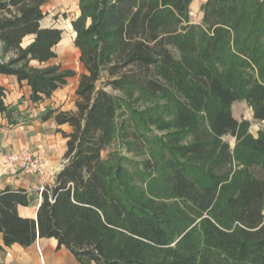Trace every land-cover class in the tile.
<instances>
[{"label":"trees","instance_id":"16d2710c","mask_svg":"<svg viewBox=\"0 0 264 264\" xmlns=\"http://www.w3.org/2000/svg\"><path fill=\"white\" fill-rule=\"evenodd\" d=\"M47 2L0 0V75L35 104L77 76L46 66L63 36L42 26ZM193 2L79 0L75 111L43 118L71 128L67 164L35 219L26 190L0 192V255L55 239L81 264H264V129L233 114L245 102L264 122V0H207L200 23ZM118 140L149 155L137 171L103 158Z\"/></svg>","mask_w":264,"mask_h":264},{"label":"crops","instance_id":"0c3cea01","mask_svg":"<svg viewBox=\"0 0 264 264\" xmlns=\"http://www.w3.org/2000/svg\"><path fill=\"white\" fill-rule=\"evenodd\" d=\"M33 64L37 65L36 62ZM78 84L76 76L69 80L67 87L56 91L51 99L35 104L31 101V88L26 83L21 85L14 76L0 75V86L6 91V104L10 107L8 113H0V192L6 189L27 191L31 205L19 208L24 218H36L42 202L40 189L52 187L56 176L67 164L66 140L57 131L69 132L71 128L58 126L53 119L44 121L43 118L51 109L75 111ZM255 125V129L254 125L251 126L250 132L257 137L259 131L264 129V122H256ZM14 153L33 154L41 158L45 174L31 175L8 168L6 157ZM0 264L81 263L66 248H59L57 240L39 239L30 248L18 245L6 248L0 255Z\"/></svg>","mask_w":264,"mask_h":264},{"label":"rangeland","instance_id":"374dc122","mask_svg":"<svg viewBox=\"0 0 264 264\" xmlns=\"http://www.w3.org/2000/svg\"><path fill=\"white\" fill-rule=\"evenodd\" d=\"M47 4L43 7L45 19L43 20V27H54L63 31L62 41L58 45L57 59L51 61L46 66L60 65L64 70H74L77 73V84L79 76L84 72L83 67L79 61V52L75 48L74 41L76 34L73 31L71 22L79 16V0H70L66 3L62 0H47ZM207 0H194L191 5V18L193 23H200L203 18L202 5ZM30 38L24 41V46L29 44ZM78 86V85H77ZM234 117L239 120L249 119L254 129L256 127L254 117L249 106L245 102H237L233 105ZM253 129V130H254ZM251 130V129H250ZM155 134L159 137L163 136L165 132H160L154 129ZM255 131V130H254ZM232 147L235 146V139L231 136L225 138ZM121 153L127 159L124 163L132 171H137L138 164L149 157L147 153L133 154L128 153L127 148L118 140L114 145L108 148L103 153V158H107L111 153Z\"/></svg>","mask_w":264,"mask_h":264},{"label":"built area","instance_id":"2783aa9c","mask_svg":"<svg viewBox=\"0 0 264 264\" xmlns=\"http://www.w3.org/2000/svg\"><path fill=\"white\" fill-rule=\"evenodd\" d=\"M5 164L8 168H15L22 173L31 175L45 174L42 159L33 154H9L6 157ZM44 191L45 188L40 189L41 196Z\"/></svg>","mask_w":264,"mask_h":264},{"label":"bare ground","instance_id":"6f19581e","mask_svg":"<svg viewBox=\"0 0 264 264\" xmlns=\"http://www.w3.org/2000/svg\"><path fill=\"white\" fill-rule=\"evenodd\" d=\"M62 1L66 2V3H69L70 2V0H62Z\"/></svg>","mask_w":264,"mask_h":264}]
</instances>
